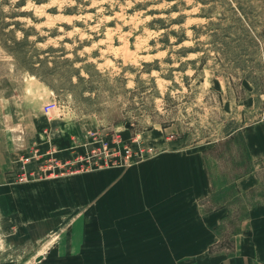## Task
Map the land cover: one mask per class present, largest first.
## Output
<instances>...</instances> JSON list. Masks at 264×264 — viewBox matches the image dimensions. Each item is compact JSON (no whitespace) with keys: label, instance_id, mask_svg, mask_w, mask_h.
<instances>
[{"label":"rangeland","instance_id":"rangeland-1","mask_svg":"<svg viewBox=\"0 0 264 264\" xmlns=\"http://www.w3.org/2000/svg\"><path fill=\"white\" fill-rule=\"evenodd\" d=\"M256 123L264 0H0V174L17 184L125 171L164 151L191 157L183 169L208 183L197 216L219 218L200 257L228 256L264 188L245 194L237 183L253 167L242 132ZM68 218L63 231L16 249L0 230V264H73L53 253L63 235L71 243ZM110 243L89 264H127Z\"/></svg>","mask_w":264,"mask_h":264},{"label":"crops","instance_id":"crops-1","mask_svg":"<svg viewBox=\"0 0 264 264\" xmlns=\"http://www.w3.org/2000/svg\"><path fill=\"white\" fill-rule=\"evenodd\" d=\"M242 136L253 167L237 183L247 194L264 183V124L244 128ZM190 158L164 151L125 171H103L87 179L73 177L61 182L17 184L14 173H1V233L16 249L63 231L68 217L73 216L70 245L66 247V236L60 239V235L55 246L58 251L53 252L63 251L60 256L67 263L101 260L103 244L111 242L115 258L127 264L139 258L157 259V264L182 258L194 260L192 264H264V188L257 201L245 206L231 254L200 257L198 244L214 235L219 218L197 216L196 200L203 190L208 194V183L206 177L202 187V174L195 167L183 169V160L188 163ZM87 204L92 209L88 216L84 213ZM188 211L189 217L183 218ZM90 219L93 236L86 235ZM87 242L93 244L87 247Z\"/></svg>","mask_w":264,"mask_h":264},{"label":"built area","instance_id":"built-area-1","mask_svg":"<svg viewBox=\"0 0 264 264\" xmlns=\"http://www.w3.org/2000/svg\"><path fill=\"white\" fill-rule=\"evenodd\" d=\"M125 152L128 154L127 155V158L130 156V150L129 149H126Z\"/></svg>","mask_w":264,"mask_h":264}]
</instances>
